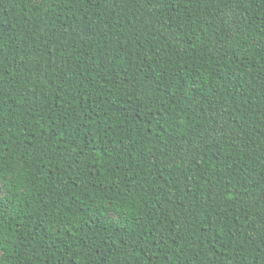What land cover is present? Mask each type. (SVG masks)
<instances>
[{
  "label": "trees",
  "instance_id": "1",
  "mask_svg": "<svg viewBox=\"0 0 264 264\" xmlns=\"http://www.w3.org/2000/svg\"><path fill=\"white\" fill-rule=\"evenodd\" d=\"M0 264H264V0H0Z\"/></svg>",
  "mask_w": 264,
  "mask_h": 264
},
{
  "label": "snow or ice",
  "instance_id": "2",
  "mask_svg": "<svg viewBox=\"0 0 264 264\" xmlns=\"http://www.w3.org/2000/svg\"><path fill=\"white\" fill-rule=\"evenodd\" d=\"M6 198V189L3 185H0V202H3Z\"/></svg>",
  "mask_w": 264,
  "mask_h": 264
}]
</instances>
